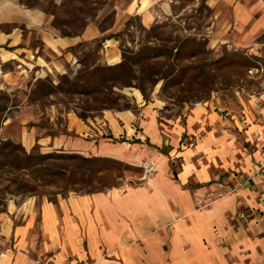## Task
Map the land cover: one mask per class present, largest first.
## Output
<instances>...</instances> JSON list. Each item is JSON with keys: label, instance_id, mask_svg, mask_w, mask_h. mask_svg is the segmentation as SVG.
Segmentation results:
<instances>
[{"label": "crops", "instance_id": "obj_1", "mask_svg": "<svg viewBox=\"0 0 264 264\" xmlns=\"http://www.w3.org/2000/svg\"><path fill=\"white\" fill-rule=\"evenodd\" d=\"M122 1L118 16L139 15L145 25L151 26L173 14L181 0ZM204 2L214 11L216 35L221 39L230 37L241 45L264 46L257 41L264 35V0ZM97 34L96 27L89 26L77 38H50L45 33L43 40L56 51ZM22 42V35L19 37L16 31L0 32V45L22 49ZM15 56L13 53L2 60ZM246 96L238 97L242 102L238 111L226 115L207 105L193 106L184 124H174L172 134L159 124L160 106L145 100L138 105L140 117L131 109H107L84 121L75 112H67L64 118L68 132L84 135L95 129L107 130L115 140L126 139L121 143L136 145V156H148L158 171L137 186L71 194L57 202L46 200L39 212L29 205L19 223L3 217V235L12 246L0 255V264H39L42 257L52 264H217L212 260L217 249H208L204 241H217L213 227L223 224L226 213L239 205L264 207L260 200L264 175L252 176L261 160L264 127L257 107L248 93ZM135 139L139 142H132ZM177 158L181 166L175 177L171 161ZM223 177L237 189L211 208L198 210L194 189ZM166 242L168 250L164 248Z\"/></svg>", "mask_w": 264, "mask_h": 264}, {"label": "rangeland", "instance_id": "obj_2", "mask_svg": "<svg viewBox=\"0 0 264 264\" xmlns=\"http://www.w3.org/2000/svg\"><path fill=\"white\" fill-rule=\"evenodd\" d=\"M123 3L122 0H0V32L16 31L19 37L22 35L23 42L21 44L24 47L20 49L11 44L0 45V93H8L13 102L18 103L16 106L12 105V100L7 102L6 115L8 119L3 124L1 135L22 142L28 151L38 143L42 152L58 150L79 153L88 157H109L130 165V168L124 169L123 173L121 172L122 175L115 180L117 181L115 186L105 187L99 191H107L112 188L125 189L147 181L153 175L146 173L144 162L145 160L151 161V159L148 156L137 157L136 145L123 144L118 141L120 139L103 137V135L109 134L107 130L99 132L95 129V132L91 131V135H83L74 131L54 137L48 135L50 129L47 125L56 121L60 115L65 117L66 107L72 106L79 100L76 96L63 93L51 97V102L46 104L29 102L27 100L28 93L38 78L50 75L57 83L60 75L67 72L75 74L81 67L80 61L92 59V57H88V53L93 52L103 37H107L111 33H122L123 41L121 37L106 39L102 41L99 52L93 54L101 64H116L122 59V44L137 49L146 36L147 30L143 27L148 29L153 25L161 24L165 25L164 31L167 35L180 33L206 39L208 48L213 50L211 58L229 55L232 60L228 67H220L221 64H217L219 69L215 78L216 86L210 93L162 94L159 93L161 83L156 86L151 93V100L147 104L154 103L157 107L160 106L158 121L163 131L172 134L174 124H184L186 114L190 108L197 104L207 105L224 115L229 111H238L242 107V102L238 97L241 95L245 99L248 92L259 89L264 82L251 78L247 73V69L254 63L257 53L261 55L259 58L264 61V46L241 45L231 40L230 37L221 39L217 36L218 25L214 23V11L203 0L197 2L181 0L175 4L173 14L158 19L151 26L145 25L139 15L122 14L118 16V11L122 9ZM89 26L96 27L97 37L80 40L77 43L83 42L82 46L74 50L71 47L77 43L54 51L43 40L45 33H48L50 38L53 36L55 38H77ZM82 27L83 31L80 35L63 36L61 34V30L78 31ZM257 41L264 43V35L257 38ZM1 53L4 55L1 56ZM13 53L16 54L15 58L7 61L2 60L5 57H11ZM246 60L248 61L247 66L244 65ZM123 92L139 106L146 102L137 88H125ZM165 96L168 97L165 98ZM183 96H192L193 98L183 102L180 98ZM4 100L1 101L4 102ZM135 112L140 117L141 110H135ZM43 114H45L44 120L41 119ZM48 118L49 121H45ZM64 119L63 124H65ZM30 121L40 125L29 127L27 124ZM134 125L138 128L136 122ZM61 127L63 126H60V130ZM53 129L60 131L57 127ZM172 161L178 171L181 166L180 159ZM114 176L116 173L111 177L95 179L96 185L98 186L99 181L106 184L112 181ZM224 181H227L224 177L218 178L194 189L193 198L198 210L203 211L211 208L216 201L223 198L218 197L220 191L214 186L218 182ZM211 191H215L214 195L202 201L201 198L205 192ZM71 194L83 193L72 190L65 196L46 193L22 195L6 191L3 186H0V255L7 247L12 246L11 241L6 240L3 235L4 219L11 218L14 223L22 222L29 205L39 212L42 202L46 200L57 202ZM261 199L264 202V195L260 197ZM185 218L190 222L189 216ZM213 233L216 242L211 243L209 238H205L204 241L208 249H217L216 258H212V260L218 261L217 264H264V207L251 208L239 205L235 211L226 213L225 222L215 225ZM164 245V248L168 250V243L166 242ZM105 256L109 257V255ZM38 261L39 264L42 261L52 264L43 257Z\"/></svg>", "mask_w": 264, "mask_h": 264}, {"label": "trees", "instance_id": "obj_3", "mask_svg": "<svg viewBox=\"0 0 264 264\" xmlns=\"http://www.w3.org/2000/svg\"><path fill=\"white\" fill-rule=\"evenodd\" d=\"M164 27L165 25L161 24L148 29L143 27L147 31L140 46L136 49L122 44L121 61L111 65L99 63L93 54L99 52L102 41L106 39L121 37L123 41L122 33H111L103 37L93 52L88 53V57L92 59L80 61L81 67L75 74L67 72L60 75L57 83L50 75L38 78L28 93L27 100L46 104L57 94L76 96L79 101L67 106L65 110L66 112L73 110L78 117L87 121L101 115L107 109L138 110V104L133 103L123 92L129 87L139 89L146 103L151 100V93L159 83H161L159 93L162 94L210 93L216 86L215 78L219 69L217 64H221L220 67H228L232 63L229 55L211 58L213 50L208 48L206 39L180 33L167 35ZM82 31L83 27L78 31L61 30V34L77 36ZM82 43H77L71 49L82 46ZM245 62L244 65L247 66L248 61ZM180 98L184 102L193 97ZM3 99L4 102L1 101ZM10 100L12 99L8 93H0V186H3L4 190L22 195L46 193L65 196L72 190L93 193L105 187L115 186L117 184L115 180L122 175V171L130 168L129 164L109 157H88L58 150L42 152L38 143L28 151L22 142L11 137H3L1 129L8 119L6 110L7 102ZM12 103L18 105L13 100ZM44 116L45 114L41 119L44 120ZM61 116L47 125L50 129L48 135L54 137L68 134L66 121L63 124L64 117ZM45 121H49V118ZM38 125L40 124L33 121L27 124L29 127ZM60 126H63L61 130ZM54 127L60 131L54 130ZM106 137L113 136L109 134ZM132 142L139 140L135 139ZM171 169L177 177L178 171L173 161ZM115 173L112 181L104 184L98 180L99 184L96 185L95 179L111 177Z\"/></svg>", "mask_w": 264, "mask_h": 264}, {"label": "built area", "instance_id": "obj_4", "mask_svg": "<svg viewBox=\"0 0 264 264\" xmlns=\"http://www.w3.org/2000/svg\"><path fill=\"white\" fill-rule=\"evenodd\" d=\"M255 46H260L259 43H255ZM253 49V48H252ZM259 55L257 53L256 59L254 60V63L248 67L247 73L248 76L254 79H259L261 81H264V61L259 58ZM243 92H245V89H242ZM239 93V91H237ZM250 99L254 103V105L257 107V113L260 121L262 122V125L264 127V82L261 84V87L257 90H252L251 92H248ZM263 138H264V131H263ZM260 155L261 160L258 162V168L257 170L252 174V176L255 175H264V142L263 145L260 148ZM144 168L148 175H154L157 173L158 168L157 166L150 160H145L144 162ZM217 188L220 192H218V197H224L227 194L232 193L237 189L236 186H230L227 183L224 182H218ZM215 191L211 192H205L204 196L201 198L203 201L205 198H210L214 195ZM39 263V261H37Z\"/></svg>", "mask_w": 264, "mask_h": 264}]
</instances>
